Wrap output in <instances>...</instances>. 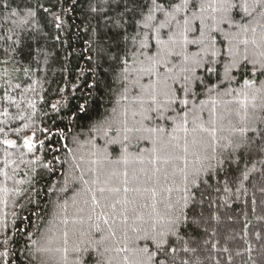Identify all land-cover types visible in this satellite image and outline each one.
<instances>
[{
    "label": "trees",
    "instance_id": "obj_1",
    "mask_svg": "<svg viewBox=\"0 0 264 264\" xmlns=\"http://www.w3.org/2000/svg\"><path fill=\"white\" fill-rule=\"evenodd\" d=\"M6 3L7 7L5 0H0V264H65L62 252L57 251L64 247L69 249L67 264H77L78 259L82 264H128L126 256L145 259L140 249L148 247L155 251V248L137 237L143 236V230H148L154 223L163 225L162 217L169 198L174 202L182 194L176 190L182 187L179 174L176 183L163 180L157 183L155 179L145 183L143 170H149L151 175L152 166L147 161L153 147L145 140L132 142L127 164L105 161L93 165L91 161L96 157L92 153L104 147L105 138L89 131L96 120L111 111L120 89L115 79L118 66L107 59H98L96 48L114 45L123 32L117 23L127 22L125 27L131 33L132 22L139 19L145 0H6ZM92 8L97 10L93 12ZM29 10L35 12V17L30 24L21 26L19 22ZM13 13L17 15L13 16ZM50 13L62 15L67 21L64 30L58 31L54 27ZM250 19L246 17L243 22ZM113 50L118 51L115 46ZM90 56L91 60L88 59ZM25 68L31 71L26 74ZM253 71L247 64L235 70L236 82L231 87L239 89L243 80L255 79V88H259L264 83V75L257 72L253 76ZM220 72L222 75V68ZM32 81H38L33 85L36 91H25ZM16 84L20 85L19 89L15 88ZM39 96H43V102ZM207 99L201 95L197 103ZM213 99L218 101L217 116L223 117L220 126L224 130L218 135L228 136L234 125L240 126L238 118L228 112L230 108L238 107L236 95H225L220 90V95L213 94ZM30 100L36 101L34 115L29 107ZM261 102L257 96L255 103ZM53 103L58 104V111L51 109ZM81 106L84 111H80ZM211 107L209 102L202 113L204 121L209 119ZM5 110L7 115L2 114ZM21 116L24 119H20ZM189 119L191 121L192 117ZM159 123L167 129L164 139H169L171 123ZM33 133L35 148L29 152L23 141ZM175 135L182 143L184 134ZM203 135L207 136V133ZM249 136L254 134L249 132ZM5 139L15 141L16 146L2 143ZM259 143L257 140L242 149L244 158L238 169L235 165H225L236 176L242 171L249 172L242 187L233 184L232 192L228 194L223 191V183L214 178L210 186L202 184L196 190V200H202L196 211H203L206 223L195 227L191 223L193 212L189 211L188 224L180 226V232L173 240L178 249L192 237L200 241L203 251L198 249L194 256L200 264H264V192L261 191L264 155L257 154ZM108 152L110 160L116 161L120 148L108 145ZM77 163L81 164L80 169L74 167ZM89 168H103L118 174L112 182H107L106 175L100 176L97 186L106 188H122L124 178L119 174L127 169L129 188L140 189L130 191L128 199H135L139 205L147 207H140L136 213L130 211L127 224L120 217L115 224L109 217V224H105L98 215L99 209L91 211V200L85 192L88 185L80 179L81 171L85 173L84 180L91 182L95 178L88 172ZM168 170L171 171V167ZM133 174L139 178L137 181H132ZM152 187L157 191L155 197L151 191L144 190ZM218 187L219 192L216 191ZM167 188L173 191L169 193ZM124 197L121 190L115 198L123 200ZM85 200H88L87 205ZM137 215H143V221L136 220ZM213 215L219 220L210 219ZM204 228H207L206 232ZM111 231L116 235L111 236ZM213 232L216 233L214 236ZM65 233L68 234L66 245ZM204 240H208V244H203ZM214 244L215 248L212 247ZM125 246L129 252L116 251ZM224 246L229 252L221 250ZM74 247H79L80 252L73 251ZM39 248L48 251L41 252ZM85 248L88 250L84 251ZM187 256L178 251L177 264H180V257Z\"/></svg>",
    "mask_w": 264,
    "mask_h": 264
},
{
    "label": "snow or ice",
    "instance_id": "obj_2",
    "mask_svg": "<svg viewBox=\"0 0 264 264\" xmlns=\"http://www.w3.org/2000/svg\"><path fill=\"white\" fill-rule=\"evenodd\" d=\"M91 10L95 12L97 9ZM44 11L50 12L49 9ZM67 11L65 9V12ZM253 13L257 15L254 16ZM50 14L54 27L58 31L64 30L67 21L62 15ZM34 17L35 12L29 10L19 23L21 26L28 25ZM246 17L251 19L243 22ZM126 23H117V27L123 29V32L114 45H99L96 48L98 59H107L118 66L115 79L120 89L119 98L111 111L96 120L89 129L91 133L105 138L104 147L92 153L96 159L91 163L101 165L107 161L127 164L132 142L149 141L153 147L149 150L147 162L152 168L151 175L149 170H143L145 183L153 179L157 183L161 180L165 183H176L179 174L182 187L176 190L182 194L174 202L169 198L162 217V226L154 223L148 230H143V236L137 237L148 241L155 251L144 247L140 251L145 254V259L135 260L127 256L125 259L128 264H177L179 251L188 254L187 258L180 257V264H200L194 259L198 249L203 251L200 241L192 237L185 240L178 249L173 240L178 236L180 226L188 224L189 211L193 212L191 223L195 227L199 228L206 223L203 211H196V206L202 204V200H196V190L202 184L210 186V181L215 178L218 183H223V191L231 194V185L239 184L242 187L243 182L249 178V172L242 171L236 176L229 172L225 165H235L238 169L244 158L242 149L257 140L260 142L257 154L264 155V127H261L264 125V83L255 88V79H245L239 89L231 87L236 82L235 70L242 65H251L254 69L253 76L257 72L264 75V0H145L139 19L132 22L134 28L131 33L127 31ZM56 39L59 40L60 37L57 36ZM114 46L118 51L113 50ZM88 59L91 60V56ZM24 71L27 74L31 69L25 68ZM36 83L38 81H32L25 91L35 92L33 85ZM15 88L19 89L20 85L16 84ZM220 90H223L225 95L235 93L238 107L230 108L228 112L229 115L237 117L240 124L239 127L234 125L230 134L223 137L218 135L224 130L220 126L223 117L217 116L218 101L213 99V94L219 96ZM201 95L208 99L199 100L197 103ZM257 96L262 101L259 105L255 103ZM39 100L43 102V96H39ZM209 102L212 105L208 109L209 119L204 121L202 113ZM28 103L34 115L36 101L30 100ZM51 109L58 111V104H51ZM84 110L81 106L80 111ZM2 114L7 115V110ZM20 119L24 117L21 116ZM161 121L171 123L172 133L169 134V139H164L167 129L160 126ZM249 132L254 136H249ZM175 133L184 134L182 143ZM204 133H207V136H204ZM34 138L35 133L23 141V146L29 152L35 148ZM2 143L9 147L16 146L15 141L7 139ZM108 145L119 146L120 152L116 161L110 160ZM248 155L251 158L252 153L249 152ZM141 162L143 163V160ZM74 167L80 169L81 164L77 163ZM169 167L171 171L168 170ZM88 172L95 176L91 182L83 179V171L80 179L88 185L85 192L91 200V211L96 212L99 209L98 215L105 224H109V217L112 224L116 223L117 217L127 224L130 211L136 213L140 207H147L139 205L135 199H128L127 194L130 191L138 192L140 189L129 188L127 169L119 174L124 178L122 188L97 186L100 184L101 175H106L107 182L116 180L118 174L114 171L89 168ZM131 179L137 181L139 178L133 174ZM121 190L125 194L123 200L115 198ZM144 190L151 191L153 197L157 195L155 187ZM239 190L238 187L237 191ZM166 191L171 193L173 189L167 188ZM216 191L219 192L220 188H216ZM261 191L264 192V184ZM84 203L87 205L88 200ZM152 207L155 208V205ZM210 219L218 221L219 217L213 215ZM136 220L143 221V215H137ZM109 227L111 228V225ZM204 231L206 232L207 228H204ZM215 234L213 232V236ZM67 235L64 234L65 245ZM110 235L115 236L116 232L111 231ZM208 242L204 240L203 244ZM216 243L219 244V241ZM212 247L215 248L216 245ZM80 250L79 247L73 249L75 252ZM221 250L229 252L227 246ZM38 251L46 252L48 249L39 248ZM57 251L62 252V259L67 264L69 249L64 247ZM116 251L127 253L129 248L125 246ZM77 264L82 262L78 259Z\"/></svg>",
    "mask_w": 264,
    "mask_h": 264
},
{
    "label": "rangeland",
    "instance_id": "obj_3",
    "mask_svg": "<svg viewBox=\"0 0 264 264\" xmlns=\"http://www.w3.org/2000/svg\"><path fill=\"white\" fill-rule=\"evenodd\" d=\"M0 72H1V68H0Z\"/></svg>",
    "mask_w": 264,
    "mask_h": 264
}]
</instances>
